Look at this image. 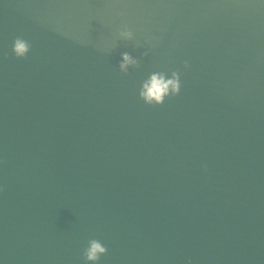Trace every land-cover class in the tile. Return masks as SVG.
<instances>
[{"label": "water", "instance_id": "1", "mask_svg": "<svg viewBox=\"0 0 264 264\" xmlns=\"http://www.w3.org/2000/svg\"><path fill=\"white\" fill-rule=\"evenodd\" d=\"M91 238L97 264H264L260 0H0V264H85Z\"/></svg>", "mask_w": 264, "mask_h": 264}, {"label": "clouds", "instance_id": "2", "mask_svg": "<svg viewBox=\"0 0 264 264\" xmlns=\"http://www.w3.org/2000/svg\"><path fill=\"white\" fill-rule=\"evenodd\" d=\"M264 4V0H260ZM116 37L120 40H133L134 32L127 25H124L116 32ZM30 51L26 41L16 38L12 41V53L17 58H24ZM147 55V52L144 53ZM138 60L127 52L121 54L118 64V71L127 74L130 68L137 67ZM184 68L189 65L184 62ZM181 90V80L179 71L173 70L170 75H166L162 71H154L150 73L148 78L142 81L138 88L139 99L148 106H158L164 103L169 96L179 95ZM107 252V248L96 238L88 239L86 246L82 250V256L85 264H97L100 257Z\"/></svg>", "mask_w": 264, "mask_h": 264}]
</instances>
